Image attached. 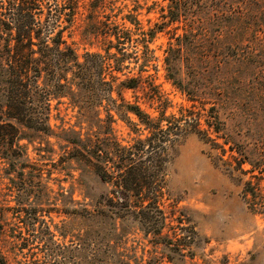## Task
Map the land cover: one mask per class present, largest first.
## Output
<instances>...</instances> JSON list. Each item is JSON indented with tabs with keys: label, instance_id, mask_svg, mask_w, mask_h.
I'll list each match as a JSON object with an SVG mask.
<instances>
[{
	"label": "trees",
	"instance_id": "trees-1",
	"mask_svg": "<svg viewBox=\"0 0 264 264\" xmlns=\"http://www.w3.org/2000/svg\"><path fill=\"white\" fill-rule=\"evenodd\" d=\"M168 1L159 26L147 31H140L132 14L124 19L133 30L101 21L95 29L91 16L99 5L87 4L91 16L80 34L83 38L100 36L102 45L98 51L79 53L70 40L79 0H0V160L9 188L16 191L12 209L18 208L24 225L31 224L34 241L44 246L39 258L43 264H68L65 261L70 259L72 264H131V257L120 252L130 223L154 246L162 244L167 254L177 249L182 255L183 247L163 232L166 166L177 146L194 133L223 153L227 145L230 152L243 155L223 135L217 106H224L228 95L191 71L199 58L220 62L224 57V46L236 37L225 31L233 26L235 15L212 10L203 0ZM134 31L138 37H133ZM162 31L170 34L162 59L165 77L191 102L177 115L166 113L169 101L153 83L154 74H144L152 57L148 44ZM131 63L137 67L136 75L124 71ZM151 67L156 73L157 66ZM217 84H223L221 79ZM128 89H141L149 107L156 103L157 113L145 110L138 99L126 100L123 91ZM63 98L75 109L77 129L51 124L52 111ZM117 119L136 133L130 143L123 144L116 137L112 124ZM50 138L58 143L59 162H74L86 202L82 212L62 211L87 222L84 231L76 234L78 246L72 250L54 241L53 231L39 218L48 195L41 167L29 159L27 146L33 145L39 157L50 155ZM243 158L233 169L252 172V165L243 169L247 162ZM259 180L244 183L243 198L252 211L264 212ZM61 196L62 201H73L70 195ZM2 216L0 212V223ZM55 228L61 237L66 236L67 231ZM2 233L0 225V264H7L1 250ZM19 236L14 238L23 240ZM100 240L105 244L99 245ZM167 258L172 262L171 256Z\"/></svg>",
	"mask_w": 264,
	"mask_h": 264
},
{
	"label": "rangeland",
	"instance_id": "rangeland-1",
	"mask_svg": "<svg viewBox=\"0 0 264 264\" xmlns=\"http://www.w3.org/2000/svg\"><path fill=\"white\" fill-rule=\"evenodd\" d=\"M203 2L212 10L235 15L233 26L225 31H232L236 37L233 42L229 39L228 45L224 46V57L219 59L220 62L199 58L191 71L205 83H215L218 91L224 89V94L228 95V102L224 106H217V111L225 127L223 135L243 155L230 152L227 145H224L226 152L223 153L220 148L214 147L215 144L204 142L194 133L187 134L166 166L162 199L166 217L163 232L183 247L180 250L182 255L177 253V249L167 254L168 250L162 244L154 246L135 223H130L120 252L131 257V264H264V212L252 211L243 198L244 183L249 180L255 183L261 179L260 195H264V0ZM168 3V0H79V13L70 40L79 53L101 48L100 36L83 38L80 34L87 17L91 16L85 8L87 4L99 5L91 16L95 20V29L101 27L98 24L101 21V24L104 22L109 27L117 25L133 30V26L124 19V15L132 14L138 20L140 31H147L159 26L160 15L165 12ZM169 35L165 31L157 32L148 44L152 57L144 74H154L153 83L158 85L162 98L169 101L166 113L177 115L180 108H189L191 102L165 77L162 59ZM133 37H138L136 31ZM218 64L221 67L218 68ZM133 65L131 63L124 70L126 75L137 74V67ZM151 65L157 66L156 73ZM220 79L223 84H217ZM147 81L151 83V80ZM123 96L130 102L138 99L145 110L153 115L157 113L154 108L156 103L149 107L141 89L125 90ZM196 105L199 108L198 103ZM75 115V109L63 98L52 111L51 124L77 129ZM112 126L123 144L130 143L136 137V133L120 119ZM49 141L53 152L44 157L34 152L33 145L27 146L29 159L41 167V181L46 184L45 194L48 195L44 196L45 211L39 218L53 231L54 241L72 250L78 246L76 234L84 231L87 222L62 211L82 212L86 202L74 162H59L61 151L58 143L54 138ZM217 141L222 143L223 139L218 138ZM243 157L247 159L242 164L243 169H249L252 165V172L242 173L233 169L236 161ZM2 167L0 160V212L3 215V225L0 223L3 226L1 250L7 264H43L39 258L44 246L34 241L31 224L24 225L18 208L12 209L15 207L16 191L9 188ZM62 193L70 195L73 201L67 198L62 201ZM28 220L25 222L29 223ZM55 227L67 231L66 236L61 237ZM14 235H21L19 237L23 240H19V243ZM97 243L105 244L101 240ZM170 256L172 262L167 258ZM72 261L65 262L72 264Z\"/></svg>",
	"mask_w": 264,
	"mask_h": 264
}]
</instances>
